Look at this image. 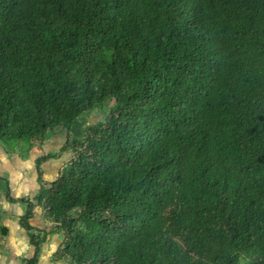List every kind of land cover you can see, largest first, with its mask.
<instances>
[{"label":"trees","instance_id":"obj_1","mask_svg":"<svg viewBox=\"0 0 264 264\" xmlns=\"http://www.w3.org/2000/svg\"><path fill=\"white\" fill-rule=\"evenodd\" d=\"M57 131L34 198L7 189L23 264L37 208L55 262L264 264V0H0V146Z\"/></svg>","mask_w":264,"mask_h":264},{"label":"rangeland","instance_id":"obj_2","mask_svg":"<svg viewBox=\"0 0 264 264\" xmlns=\"http://www.w3.org/2000/svg\"><path fill=\"white\" fill-rule=\"evenodd\" d=\"M104 117L105 115L102 112L95 111L91 117L81 118L73 128V132L81 136L83 135V130L86 126L96 125L100 121H103ZM63 135L64 134H62L61 131H57V136L53 135L48 137L44 142L41 144L39 143L38 146L33 148L31 151L25 147L20 149L21 147L13 144L9 146L8 149L11 152H17L16 155L11 154L10 156H6L7 154H5V158L4 153H2L3 149H0V153H2L0 155V227L4 228L1 226V224H4L2 222L6 217L8 219L10 207L11 209L16 208V205L14 207L10 205L11 203L6 197L7 189H9L10 194L15 199L34 198L39 190V184L37 181L38 172L35 161L41 156H57L60 151V147L65 143L66 137H63ZM18 154H23V158L17 157ZM68 157L69 156L64 155L59 158L50 159L42 164L41 171L43 173L44 179L47 180L57 178L59 171H61V169L66 166L65 162L67 161ZM22 206L25 207L24 204ZM22 206L17 204V209H21ZM13 212L15 213L16 211L14 210ZM24 214L25 211L20 213V217L16 218L20 219ZM35 214L37 216L35 217L36 219L33 218L30 223L38 226L40 216H42L41 210L37 208ZM5 224L8 226L9 235L8 237H5L4 240L0 241V264H23L24 260L30 259L32 257L34 254V249L33 247L27 248L29 250L26 252V250L21 247L22 243L17 239V236L18 234L29 236V234L23 233L22 228L17 227L19 226L18 219H10L8 222H5ZM18 229H21L22 231L19 232L17 231ZM51 229H54V227H51ZM30 233L32 235L33 232ZM13 242L15 243L14 248H11ZM43 248L44 245L42 249ZM17 249L21 250L20 254L14 253L17 252ZM46 249L47 246L44 251L41 250V253L43 252L44 255L41 264H54L52 263L51 257L47 256Z\"/></svg>","mask_w":264,"mask_h":264},{"label":"crops","instance_id":"obj_3","mask_svg":"<svg viewBox=\"0 0 264 264\" xmlns=\"http://www.w3.org/2000/svg\"><path fill=\"white\" fill-rule=\"evenodd\" d=\"M62 134H64L63 135V137H66V133H64V132H62ZM54 135H56L57 136V133L56 134H54ZM63 145V144H62ZM62 147V146H61ZM60 147V148H61ZM0 149H3L1 146H0ZM2 153H4V158H5V154H6V152L4 151V149H3V151H2ZM2 153H0V155L2 154ZM6 156H8V155H6ZM9 158V157H8ZM12 207H14L15 205H16V208L15 209H11V207H10V210H9V217H8V219H7V217L4 219V221L2 222V223H4V224H1V226H3V227H5V228H7L8 229V226L5 224V222H8L10 219H13V218H15V219H18L19 220V218H16V217H20V213H23V211H26V205H25V207H23L22 205L23 204H21V203H18V205L19 206H22L21 207V209H17L18 207H17V204H10ZM25 208V209H24ZM16 211L15 213L13 212V211ZM15 214H17V215H15ZM35 216H34V219H36L35 217H37L36 216V214H34ZM41 215H42V213H41ZM6 220V221H5ZM39 220V219H38ZM32 224V226H34L36 229H39V230H46V231H51L53 234H50L49 236H48V238H47V241H46V243L44 244V248L42 249L43 251L45 250V248H46V246H47V249H46V252H47V256H50L51 257V260H52V263H54V264H60V263H64V262H55L54 260H53V256H54V254L58 251V249L60 248V246H61V243H62V240H61V237H60V235L59 234H57V233H55V231H54V229H51V227H53V226H51L50 224H48V223H46L45 222V220H44V217H43V215L42 216H40V220H39V225L38 226H36V225H34L33 223H31ZM19 225V224H18ZM18 228L20 227V225L19 226H17ZM21 228V227H20ZM23 230V231H22ZM18 229L17 231H19V232H23V233H28L29 234V236H25L24 234H18V236H17V239L18 240H20V242L22 243L21 244V247H23L25 250H26V252H27V250H29V249H27V248H30V247H32L31 245H30V241H29V239H30V236H31V233L30 232H28V231H25L24 229ZM8 232H9V229H8ZM8 235H9V233H8ZM8 237V236H7ZM14 242L12 243V245H11V248H14ZM29 246V247H28ZM16 247L18 248V246L16 245ZM12 250V249H11ZM15 251V250H14ZM20 249H17V252H14V253H16V254H20ZM45 254V253H44ZM43 257H44V255H43V252L41 253V257H40V261H39V263L38 264H41V261L43 260ZM64 264H66V263H64Z\"/></svg>","mask_w":264,"mask_h":264}]
</instances>
